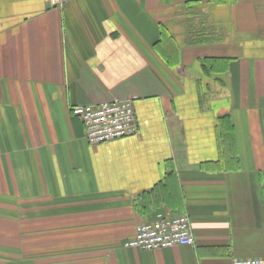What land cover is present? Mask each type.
<instances>
[{"label": "crops", "instance_id": "obj_1", "mask_svg": "<svg viewBox=\"0 0 264 264\" xmlns=\"http://www.w3.org/2000/svg\"><path fill=\"white\" fill-rule=\"evenodd\" d=\"M129 100L89 145L70 108ZM186 215L193 246L126 249ZM264 258V0H0V264Z\"/></svg>", "mask_w": 264, "mask_h": 264}, {"label": "built area", "instance_id": "obj_2", "mask_svg": "<svg viewBox=\"0 0 264 264\" xmlns=\"http://www.w3.org/2000/svg\"><path fill=\"white\" fill-rule=\"evenodd\" d=\"M64 2L46 0V5L61 8ZM70 113L81 121L89 145L104 144L137 133L135 111L129 100L74 106L70 108ZM193 245L194 238L186 215L158 214L154 221L138 225L133 239L127 241L124 248L151 252ZM233 264H264V258L237 260Z\"/></svg>", "mask_w": 264, "mask_h": 264}]
</instances>
